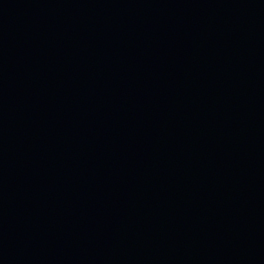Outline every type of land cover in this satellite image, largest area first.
<instances>
[{
  "label": "water",
  "instance_id": "obj_1",
  "mask_svg": "<svg viewBox=\"0 0 264 264\" xmlns=\"http://www.w3.org/2000/svg\"><path fill=\"white\" fill-rule=\"evenodd\" d=\"M0 264H264V0H0Z\"/></svg>",
  "mask_w": 264,
  "mask_h": 264
}]
</instances>
